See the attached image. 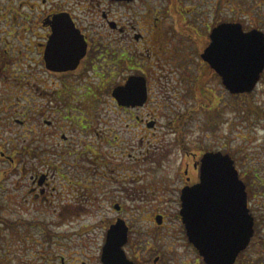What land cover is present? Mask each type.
Returning a JSON list of instances; mask_svg holds the SVG:
<instances>
[{
	"label": "flooded vegetation",
	"instance_id": "1",
	"mask_svg": "<svg viewBox=\"0 0 264 264\" xmlns=\"http://www.w3.org/2000/svg\"><path fill=\"white\" fill-rule=\"evenodd\" d=\"M98 2L107 8L100 16L103 27L112 33L100 32L87 16L93 3L84 12L86 17L79 18L72 0H0V264H12L14 253L29 242L42 252L38 261L44 264L45 241L59 245L61 239L70 238L67 234L92 229L102 232L101 261L107 231L120 220L128 229L123 250L133 264H204L198 253L191 261L184 254H174L171 245L164 249L152 243L160 241L164 230L171 232L172 222L174 227L181 222L186 247L196 251L186 237L180 197L184 188L200 181L201 158L208 152L228 155L244 185L252 234L234 264H264V145L245 153L241 161L221 147L211 149L200 142L192 146L183 141L185 114H173L164 124L174 134L173 144L165 151L175 161L164 164L166 175L175 182L161 176L149 186L151 195L145 187L125 188L131 163L124 162L126 148L119 124L124 113L145 134L159 124L154 116L159 99L151 92L147 59L140 61L142 42L148 53L149 46L162 50L173 39L202 41L198 51L201 67L211 70L201 54L212 30L221 24H239L244 33L264 43V0H240L245 8L241 19L223 18L220 0H199L204 10H214L211 18L186 17L185 12L173 18L169 12L173 7L190 9L181 0ZM135 3L144 10L135 23L133 17L122 23L117 14L106 12L135 10ZM53 29L58 38L49 58L46 49ZM210 73L214 82L222 84L219 74ZM136 77L144 78L146 99L142 105L120 106L112 91ZM259 86L264 89V68L254 89ZM261 104L263 111L256 107L253 115L264 121ZM259 126L264 130V123ZM252 133L248 131L245 137L249 143ZM155 165L160 169L163 163ZM158 192L169 195L158 199ZM53 203L56 206L51 211ZM45 214L53 222L46 224L38 218ZM75 217L96 220L77 223ZM143 217H151V227H134L128 220ZM62 226L66 228L63 234ZM131 234L137 235L134 240Z\"/></svg>",
	"mask_w": 264,
	"mask_h": 264
},
{
	"label": "rangeland",
	"instance_id": "2",
	"mask_svg": "<svg viewBox=\"0 0 264 264\" xmlns=\"http://www.w3.org/2000/svg\"><path fill=\"white\" fill-rule=\"evenodd\" d=\"M81 1L72 0V8L76 15L82 18L85 15L84 12L90 9L89 3H93V7L87 16L92 19L93 24L100 32L112 33L106 30L102 24L100 13L103 9H107L104 3L98 2L100 0H86V3H80ZM181 1L191 10L173 7L169 11L173 18L180 17L182 12H185L186 17L211 18L214 10L210 8L204 10L199 0ZM208 1L210 3L214 0ZM75 3L77 4L75 5ZM137 5L138 3H135V10L112 9L106 12L112 15L117 14L122 23H126L129 18L133 17L135 23L144 11ZM219 9L223 18H244L245 8L241 7L240 0H220ZM34 12H37V9ZM171 16L167 15V17ZM202 44V41L197 40L173 39L169 40L166 48L162 50L149 46V55L145 50L146 43H141V51L144 53L140 54V61L143 63L147 59L145 65L150 70L151 92L159 99L154 109V116L159 124L156 130H146L147 134H145L140 131V128L132 126V123L127 120V113H124L122 122H119L126 148L124 162L131 163L130 172L125 175V188L129 186L145 187L146 193L151 194L148 192L149 186L158 182L161 176L167 178L168 182H175L166 175L168 170L164 164L168 161H175V159L169 160L175 156L169 155L170 157H168L165 151L171 143L173 144L171 139H173L174 134H169L164 124L166 119L173 114L174 116L185 114L183 141L189 142L192 146H196L200 142L211 149L221 147L227 154L230 152L232 156L235 155L240 158L238 161H241L244 159L245 153L251 152L254 150L253 148L258 151L264 145V130H261L262 127L259 126L264 121L258 120L253 115L256 112V107L263 111L261 103H264V89L259 86L246 96L231 95L221 83L214 82L210 73L212 69L201 67L202 62L198 56V51ZM147 54L149 55L148 58H146ZM159 77L160 79H158ZM197 77L199 79L196 80ZM108 109L111 110L109 113H113L111 106H108ZM129 123L131 126L128 127L127 124ZM143 129L145 131V127ZM250 130L253 131L252 143H249L245 138ZM148 134L151 135L148 136ZM161 161L163 166L160 169L156 168L155 164ZM134 162L135 164H133ZM161 188L166 190L164 185ZM168 195L165 192H158L155 197L163 200ZM55 206L53 203L50 210L52 211ZM29 218H34V215L29 214ZM38 218L44 220L46 224L53 222L52 216L47 214L42 217L38 216ZM73 220L77 223L84 220L86 222L95 221L96 217L90 219L75 217ZM128 220L134 227L140 228H148L153 224L151 217L129 218ZM174 224L173 222L170 224L171 232L164 230L160 236V241L157 240L152 244L164 249L171 245L174 248V254H184L192 261L197 252L186 247L184 232L181 228L182 223H177L178 227H174ZM60 229L62 234L66 230L64 226ZM33 233L35 234L36 231L34 230ZM79 233L67 234L70 235V238L61 239L59 245L47 244L45 241L44 264H81L80 261H84L86 264H101L99 260V247L103 239L101 230L92 229ZM136 236L131 234V239L134 240ZM125 253L129 259L130 255ZM41 254L42 252L40 250L38 252L29 242L28 246L21 249L17 255L14 253L12 264H41L38 261ZM58 255L62 260L59 259ZM197 257L199 258L198 255ZM16 258L20 259L21 263H18Z\"/></svg>",
	"mask_w": 264,
	"mask_h": 264
},
{
	"label": "water",
	"instance_id": "3",
	"mask_svg": "<svg viewBox=\"0 0 264 264\" xmlns=\"http://www.w3.org/2000/svg\"><path fill=\"white\" fill-rule=\"evenodd\" d=\"M70 33H74L71 31ZM58 33L53 29L46 55L53 56ZM201 58L222 78L231 94L251 92L264 68V43L241 30L239 24H221L214 28L210 43ZM113 97L120 106L142 105L146 99L143 77L128 79L116 87ZM200 181L181 194L180 216L188 242L205 264H234L252 234L245 190L228 155L208 152L201 158ZM160 223V219L157 218ZM127 226L117 221L106 234L102 264H133L123 250Z\"/></svg>",
	"mask_w": 264,
	"mask_h": 264
}]
</instances>
